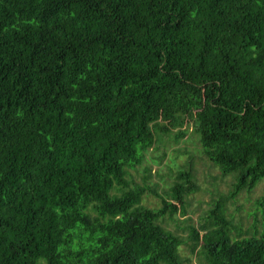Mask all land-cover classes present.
<instances>
[{"label":"trees","instance_id":"obj_1","mask_svg":"<svg viewBox=\"0 0 264 264\" xmlns=\"http://www.w3.org/2000/svg\"><path fill=\"white\" fill-rule=\"evenodd\" d=\"M189 132L219 175L181 227L190 168L130 172ZM262 180L264 0H0V264H264V190L225 209Z\"/></svg>","mask_w":264,"mask_h":264},{"label":"rangeland","instance_id":"obj_2","mask_svg":"<svg viewBox=\"0 0 264 264\" xmlns=\"http://www.w3.org/2000/svg\"><path fill=\"white\" fill-rule=\"evenodd\" d=\"M190 168L197 191L188 197L189 205L186 207V213L183 216H176V223L181 227L187 224H195L201 212L207 208V202L210 199L209 192L212 191L211 177L219 175L218 170L203 157L201 153L198 138L193 133H187L185 137L177 142L173 139H160L153 147L145 153L144 160L136 170L131 171V181L135 184L157 185L156 192L166 190L172 183L175 173L180 169ZM144 179H146L144 181ZM229 177L217 180V189L226 194ZM264 190V180L259 182L250 194L242 193L225 203L226 215L230 219L234 228L243 232L251 231L252 218L255 208L253 201L262 194ZM142 205L155 208L158 206V200L151 193H147L142 201ZM173 228V223L169 225ZM260 230L259 225L255 228ZM182 235L186 232L178 231ZM235 232V231H233ZM183 255H187L185 249H181ZM192 264H196L194 256H189Z\"/></svg>","mask_w":264,"mask_h":264}]
</instances>
